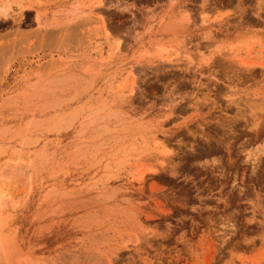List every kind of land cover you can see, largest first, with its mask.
<instances>
[{"label":"rangeland","instance_id":"obj_1","mask_svg":"<svg viewBox=\"0 0 264 264\" xmlns=\"http://www.w3.org/2000/svg\"><path fill=\"white\" fill-rule=\"evenodd\" d=\"M263 105L264 0H0V264H264Z\"/></svg>","mask_w":264,"mask_h":264},{"label":"bare ground","instance_id":"obj_2","mask_svg":"<svg viewBox=\"0 0 264 264\" xmlns=\"http://www.w3.org/2000/svg\"><path fill=\"white\" fill-rule=\"evenodd\" d=\"M102 3V2H101ZM260 9H263V8H261V6H260ZM204 20V19H203ZM204 22V21H203ZM231 50H233V49H231ZM243 65H245L244 63H243ZM248 68L250 67V66H247ZM132 91V90H131ZM252 102V101H251ZM248 104V103H247ZM258 104V103H257ZM250 106H252V105H250ZM258 106V105H257ZM264 106V105H263ZM252 108V107H251ZM262 108V107H261ZM255 110H257V109H255ZM261 110V109H260ZM251 114V113H250ZM253 123H255V122H253ZM162 144H160L158 141H157V138H156V140H155V147L153 148V150L154 151H156V152H160L161 154H163V153H167V151H163V152H161L160 150H161V148L163 147V146H161ZM156 156V157H155ZM154 157L155 158H157V155H155ZM2 199H0V207H1V205H2Z\"/></svg>","mask_w":264,"mask_h":264}]
</instances>
